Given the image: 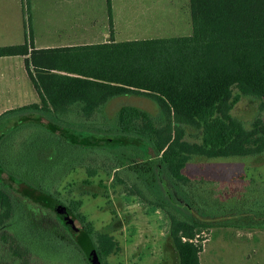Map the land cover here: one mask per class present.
I'll list each match as a JSON object with an SVG mask.
<instances>
[{
	"label": "trees",
	"instance_id": "1",
	"mask_svg": "<svg viewBox=\"0 0 264 264\" xmlns=\"http://www.w3.org/2000/svg\"><path fill=\"white\" fill-rule=\"evenodd\" d=\"M189 7L190 35L36 49L29 29L24 44L0 47V57H25L27 74L41 100L6 113L17 111L25 124H38L52 135L59 133L74 147L132 149L130 158V154H114L109 172H118L115 183L128 182L144 202L166 211L179 264H201L203 245L197 241L202 231L264 224V192H259L264 181L238 198L223 201L208 187L210 181L194 180L184 173L194 157L264 154V0H189ZM108 13L112 32L111 0ZM234 91L239 95L234 97ZM133 95L151 98L159 112L154 115L122 106L116 136L74 132L76 125L64 123L74 116L85 121L104 117V107L112 99ZM241 95L260 101L250 128L231 113ZM67 106L75 108L61 109ZM41 114L50 118L48 123ZM186 127L193 129L199 141L187 138ZM5 137L6 132L0 133V144ZM5 175L0 160V238L7 244L8 237H14L11 242L16 246L11 242L9 246L17 257L25 258L23 246L41 257L27 239L29 227L48 234L45 246L59 256L54 264H91L79 243L81 231L90 237L101 264L120 250L112 235L94 232L86 224L78 202H65L35 186L18 187L14 175ZM89 176L94 171L89 170ZM165 184L171 192H166ZM26 201L53 212L60 230L53 233L30 217ZM51 201L63 205L76 226L77 220L83 224L77 226L79 230L67 225ZM62 240L69 244L61 247ZM73 256L80 261L75 263Z\"/></svg>",
	"mask_w": 264,
	"mask_h": 264
},
{
	"label": "rangeland",
	"instance_id": "2",
	"mask_svg": "<svg viewBox=\"0 0 264 264\" xmlns=\"http://www.w3.org/2000/svg\"><path fill=\"white\" fill-rule=\"evenodd\" d=\"M114 11L117 25L115 37L119 42L192 33L189 0H114ZM16 66H12L13 70H5L10 74L12 72L9 70L20 71L11 79L15 82L12 86L17 93L10 88L8 92L0 94V133L6 132L0 144V160L6 170L5 177L14 175L17 183H20H16L18 187L35 186L65 202H78V211L85 217L86 224L94 232L109 233L119 243L120 250L107 258V264H176L177 252L174 250L173 253L165 236L170 230L166 211L144 202L128 182L115 183L118 172L114 169L109 172L114 166V154H132L134 151L74 147L59 133L52 135L38 124H25L19 120L23 114L17 111L6 113L9 108L17 109L20 105L37 101L30 79L24 76L22 68L19 70ZM18 74L25 78L19 79ZM237 95L239 92L234 91V97ZM124 105L135 106L154 115L159 112L151 98L123 96L110 105L107 111L109 120L104 125H76L72 126V130L116 136L117 113ZM259 108L258 99L241 95L231 113L246 128H250ZM17 123L22 125L14 128ZM186 129L190 141H199L193 135L192 128ZM131 154L127 157L130 158ZM89 170L94 171V176H89ZM184 173L194 180L210 181L208 187L215 196L229 201L240 197L250 186L262 184L264 154L216 159L194 157L188 162ZM259 187V192H264V184ZM166 188V192H171L165 184ZM177 199L182 202L180 197ZM26 204L30 217L40 220L42 226L53 233L60 230V222L53 212L31 201H26ZM76 224L79 227L83 225L79 220ZM26 232L27 239L32 240V246L41 257L26 246L22 247L26 251L25 258L17 257L9 246L14 237H8L7 244H3L1 237L0 246L3 249L0 250V264H54L59 256L45 246L43 239H48V234L30 227ZM207 237L210 240L205 247L204 264H264V224L209 228L200 233L197 243L204 246ZM16 240L20 244V239ZM67 243L69 241L62 240L60 245L63 247ZM13 245L16 246V243ZM72 259L75 263L80 261L76 256Z\"/></svg>",
	"mask_w": 264,
	"mask_h": 264
},
{
	"label": "crops",
	"instance_id": "3",
	"mask_svg": "<svg viewBox=\"0 0 264 264\" xmlns=\"http://www.w3.org/2000/svg\"><path fill=\"white\" fill-rule=\"evenodd\" d=\"M111 6L113 13L112 32L108 13V0H0V47L24 44L29 29L32 31L33 43L36 49L97 45L109 43L112 40L119 42L115 37L117 25L114 0H111ZM12 66L18 67L19 70L22 68L24 76H28L24 56L0 57V94L8 92L10 88L13 90L12 85L15 82L11 79L16 77L15 75L20 71H12ZM6 68L12 69L9 70L12 73L10 74L5 70ZM18 76L19 79L25 78L20 74ZM33 89L37 96V101L33 103L40 104V96L34 86ZM14 92L17 93V91ZM114 100L116 98L104 107V117L96 118L94 116L88 119L90 121H85V118L74 116L69 117L71 118L70 122L64 123L71 125L103 124L105 123L104 120H109L107 111ZM33 103L20 105L17 108ZM72 108H75V106H67L61 109ZM9 109L13 110L14 108ZM41 116L42 119L47 120L44 121L45 123L49 122L50 118L48 116L42 114ZM100 120H103V122ZM165 236L168 237L167 240L174 253L176 249L169 237V232L165 233ZM209 240L210 237H207L200 253L201 264H204L203 256ZM176 254L178 256V253ZM176 264H179V257H177Z\"/></svg>",
	"mask_w": 264,
	"mask_h": 264
},
{
	"label": "water",
	"instance_id": "4",
	"mask_svg": "<svg viewBox=\"0 0 264 264\" xmlns=\"http://www.w3.org/2000/svg\"><path fill=\"white\" fill-rule=\"evenodd\" d=\"M50 203L52 205H56L57 210L64 215L65 221L69 227L79 230V228L75 225V221L70 217V215L68 214L67 210L63 205L57 203L56 201H51ZM78 239L80 245L82 246V248L84 249L85 253L88 256L90 263L101 264L99 256L96 252L95 247L93 246L90 237L85 232L81 231Z\"/></svg>",
	"mask_w": 264,
	"mask_h": 264
},
{
	"label": "built area",
	"instance_id": "5",
	"mask_svg": "<svg viewBox=\"0 0 264 264\" xmlns=\"http://www.w3.org/2000/svg\"><path fill=\"white\" fill-rule=\"evenodd\" d=\"M200 237V236H199ZM198 242V241H197Z\"/></svg>",
	"mask_w": 264,
	"mask_h": 264
}]
</instances>
